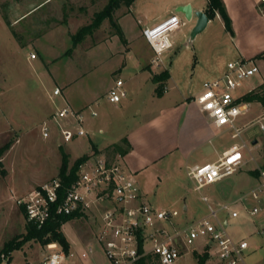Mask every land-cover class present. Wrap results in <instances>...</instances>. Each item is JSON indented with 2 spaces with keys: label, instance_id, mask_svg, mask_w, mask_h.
Masks as SVG:
<instances>
[{
  "label": "rangeland",
  "instance_id": "rangeland-1",
  "mask_svg": "<svg viewBox=\"0 0 264 264\" xmlns=\"http://www.w3.org/2000/svg\"><path fill=\"white\" fill-rule=\"evenodd\" d=\"M175 1L134 0L113 13L112 22L117 23L121 36L113 34L115 28L106 19L91 35L73 45L72 36L92 22L94 14L105 7L107 0H0V264L41 263L49 251L38 240L27 238L28 226L15 199L57 177L63 159H66L68 172L79 158L77 156L90 146L86 135L68 142L62 140L59 125L51 118L56 109L64 106L59 96L52 93L56 84H66L67 96L72 101L79 99V92L91 90L95 92L96 100L104 102L108 86L119 78L129 98V90L136 91V88L127 78L136 69L138 56L142 60L148 55L153 57L142 29L153 27L172 14L184 24L169 33L168 38L174 46L162 54V60L164 64L174 60L172 76L179 90L199 91L203 82L213 79L209 65L224 63L226 69V64L234 61V34L225 30L220 19H210L203 30L191 36L196 19L187 20L182 13L172 9L171 3ZM190 1L193 5L206 2ZM244 15V10L239 11L236 18L238 44L243 38L239 29ZM231 29L234 32L233 24ZM252 36L257 40L264 39V28H256ZM30 53H35L36 59H30ZM256 65L258 72L242 81L234 94H246L264 83V58L257 56ZM84 72L87 76L82 78V83H72L77 74H86ZM134 98L138 101L139 96ZM94 103L89 105L97 110ZM260 110L258 103L250 104L241 122L247 128L240 138H231L228 132L221 135L220 144L225 147L242 140L246 143L243 149L245 163L235 173L200 191L194 189L188 178L182 181L184 188H173L169 194L170 190L159 187L155 190L157 198L150 204L176 211L174 223L184 224L208 214L207 203L202 201L201 195H206L210 204L216 207L234 199L242 190L252 188L260 171L264 170V131L256 124L250 125ZM65 120L68 119L59 122ZM45 121L49 127L46 138L41 135V125ZM70 126L73 127V122ZM254 170L257 174H253ZM173 195L177 199L182 197L173 203L170 200ZM233 207L240 210V215L227 218L226 231L230 237L247 242L244 264H264V212L249 218L241 205ZM61 231L72 245L65 261L106 264L94 238L92 219H72L62 225ZM88 245L94 253L80 259L79 252ZM175 264L220 263L208 249L190 247Z\"/></svg>",
  "mask_w": 264,
  "mask_h": 264
},
{
  "label": "built area",
  "instance_id": "built-area-1",
  "mask_svg": "<svg viewBox=\"0 0 264 264\" xmlns=\"http://www.w3.org/2000/svg\"><path fill=\"white\" fill-rule=\"evenodd\" d=\"M183 24L177 15L172 14L153 27L142 29V36L153 52L150 65H162V54L172 46L169 33ZM258 57L264 58V51ZM29 58H36L35 53H30ZM257 72L256 57L230 61L220 76L203 82L196 97L211 124L230 133L231 138H240L247 128L241 122L253 103L243 101L242 95L234 92L242 81ZM122 86L123 82L118 79L107 91L105 98L109 103H118L126 96ZM52 93L60 95L61 92L56 87ZM258 104L260 113L250 125L256 124L264 131V104ZM87 109L90 116H96L90 105ZM51 118L59 125L64 142L86 134L82 127L83 112L68 104L56 109ZM61 119L68 120L61 123ZM72 122L73 127L70 126ZM48 133L45 121L41 125V135L46 138ZM245 147L242 142L233 143L216 160L186 167V175L193 182L194 189L200 191L235 173L245 163L242 154ZM201 199L207 203L206 216L184 224L174 223L176 211L156 208L141 200L133 176L119 159L105 153H93L79 165L76 177L69 185L65 186L57 176L16 197L15 203L23 209L26 222L37 228L54 216L77 215L76 219H92L94 238L106 264H137L141 259H149L152 264H175L190 247L208 249L220 264H244L247 242L230 237L225 226L227 218L240 215L234 205H241L249 218L264 212V170L260 171L252 188L230 201L214 207L206 195H201ZM45 247L49 252L40 264H67L65 258L69 251L65 253L56 242L47 243ZM93 253V248L88 245L78 256L86 259Z\"/></svg>",
  "mask_w": 264,
  "mask_h": 264
},
{
  "label": "crops",
  "instance_id": "crops-1",
  "mask_svg": "<svg viewBox=\"0 0 264 264\" xmlns=\"http://www.w3.org/2000/svg\"><path fill=\"white\" fill-rule=\"evenodd\" d=\"M223 3L234 28L232 36L234 61L254 59L264 51V39L257 40L252 36L256 28H264V0H223ZM206 4L207 0L197 5H193L190 0H176L171 3V7L175 10L178 6L189 5L192 12H203ZM242 10L245 15L239 32L243 38L238 44L235 23L239 11ZM194 18L192 16L190 20L194 21ZM213 18L219 16L215 15ZM209 21L210 19L207 23ZM247 33L251 35H246ZM171 43L170 49L174 46V42ZM150 60L151 55L144 60L138 56L136 69L127 78L128 82H134L136 91L130 89L129 98L125 96L118 103L96 100L97 97L94 96L96 94L91 90L82 92L83 94L79 92V99L75 102L68 98L66 84L62 86L56 84L54 87L60 89V95L55 96H59L64 105L68 104L74 110L83 112L82 127L90 146L80 156L84 154L91 156L93 153H108V156H115L133 176L141 200L148 204L157 198L155 190L159 187L170 190L168 194L173 188L176 190L184 188L182 181L188 178L186 167L212 162L228 148L220 144L221 135L226 131L215 128L196 102L201 89L196 92H183L174 85L173 59L165 62L166 64L162 60L160 70L150 65ZM209 66L212 72L210 77L213 79L225 71L224 63L220 65L214 62ZM162 70H167L169 77L163 94L158 97L154 93L155 83L152 76ZM84 73L86 74H77L72 83H82V78L87 76V72ZM114 82H111L107 90ZM135 95L139 96V102L135 100ZM94 101L98 121L96 116H90L87 109ZM122 139L126 140L124 144L121 143ZM242 143L246 145L243 140ZM112 144L122 145L123 152L116 155L109 153L106 147ZM65 152L70 156L68 151ZM255 180L257 182V179ZM176 197L173 195L170 200L175 203L182 196L180 195L178 199ZM183 211H186V206H183ZM71 249L72 245L69 242V251ZM67 264L71 263L68 261Z\"/></svg>",
  "mask_w": 264,
  "mask_h": 264
},
{
  "label": "trees",
  "instance_id": "trees-1",
  "mask_svg": "<svg viewBox=\"0 0 264 264\" xmlns=\"http://www.w3.org/2000/svg\"><path fill=\"white\" fill-rule=\"evenodd\" d=\"M134 0H107L105 7L99 12L94 14L93 20L90 24L82 27L79 31L72 36L73 45L80 42L86 35H91L92 32L98 28V26L106 19L111 21V25L115 28L114 35L121 36V32L117 23L112 22V16L115 10L121 6H129ZM203 13L208 19H212L215 15H218L221 19L223 26L227 32L232 34L231 20L226 12L223 0H207L206 8ZM258 56V55H257ZM169 77L167 70H162L160 73H155L152 76V80L155 83L154 93L156 96H161L165 90V83ZM241 99L247 102L264 104V83L257 85L253 90L246 94H243ZM125 139L121 140V143H125ZM106 150L111 154H121L123 147L120 144H112L106 147ZM88 156H82L77 158L67 172V162L63 159L62 166L59 171V177L62 179L65 186L69 185L70 182L76 177V172L81 163H83ZM253 174H257L254 170ZM24 215V211L20 208ZM77 215L69 216H54L50 218L41 228H37L31 223L26 222L28 226L27 238H34L38 240L42 245L50 242L58 243L65 253L69 251V242L61 231V227L66 222L76 219ZM8 246V245H7ZM6 246V247H7ZM8 248V247H7ZM204 258V256H203ZM137 264H152L149 259H141Z\"/></svg>",
  "mask_w": 264,
  "mask_h": 264
},
{
  "label": "water",
  "instance_id": "water-1",
  "mask_svg": "<svg viewBox=\"0 0 264 264\" xmlns=\"http://www.w3.org/2000/svg\"><path fill=\"white\" fill-rule=\"evenodd\" d=\"M175 11L182 13L185 19L187 20H190L192 16L195 17L196 22L192 29L191 36H194L201 30H203L209 20L202 11L192 12L191 7L189 5L178 6Z\"/></svg>",
  "mask_w": 264,
  "mask_h": 264
},
{
  "label": "snow or ice",
  "instance_id": "snow-or-ice-1",
  "mask_svg": "<svg viewBox=\"0 0 264 264\" xmlns=\"http://www.w3.org/2000/svg\"><path fill=\"white\" fill-rule=\"evenodd\" d=\"M209 107H211V105H209Z\"/></svg>",
  "mask_w": 264,
  "mask_h": 264
}]
</instances>
